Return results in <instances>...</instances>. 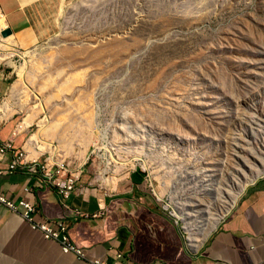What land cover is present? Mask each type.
I'll list each match as a JSON object with an SVG mask.
<instances>
[{"label":"rangeland","instance_id":"1","mask_svg":"<svg viewBox=\"0 0 264 264\" xmlns=\"http://www.w3.org/2000/svg\"><path fill=\"white\" fill-rule=\"evenodd\" d=\"M35 23L0 66L26 154L133 184L189 243L264 175V0H45Z\"/></svg>","mask_w":264,"mask_h":264},{"label":"crops","instance_id":"2","mask_svg":"<svg viewBox=\"0 0 264 264\" xmlns=\"http://www.w3.org/2000/svg\"><path fill=\"white\" fill-rule=\"evenodd\" d=\"M44 5L45 0H0L12 30L6 41L34 42L40 33L35 18ZM3 76L0 71V94L6 89ZM17 129L23 128L19 124ZM18 135L9 124L2 126L0 146L10 139L14 150L23 149ZM29 139L27 159L41 153ZM13 155L12 150L0 152V190L12 199L34 202L38 220H67L71 240L91 257L124 264H264V175L248 184L217 226L202 228L204 233L191 236L189 243L177 221L152 204L147 194L134 191L131 183L99 179L82 165L75 189L64 198L44 183L40 172L22 166L10 171ZM118 252L122 260H117ZM0 264L88 263L63 252L58 242L0 203Z\"/></svg>","mask_w":264,"mask_h":264},{"label":"built area","instance_id":"3","mask_svg":"<svg viewBox=\"0 0 264 264\" xmlns=\"http://www.w3.org/2000/svg\"><path fill=\"white\" fill-rule=\"evenodd\" d=\"M8 28V24L4 13L0 8V66L5 62L1 59L5 53L4 46L7 45L6 37L2 32ZM2 110H0L1 112ZM4 125V119L0 115V129ZM7 150L13 151V160L9 164V170H15L22 166L33 172H40L46 185L51 186L62 197L68 198L75 189L76 182L79 180L82 172V165H72L70 162L55 161L51 157L38 155L33 158H26L23 149L14 150L13 141L8 139L2 142L0 152ZM1 172V170H0ZM0 203L4 204L10 211L20 214L33 229L39 230L47 239H52L61 247L65 253H72L77 258L85 260L88 264H124L123 262H111L108 259L91 257L87 251L76 245L69 236V223L67 220H38L36 214L38 212L37 205L25 198L17 200L5 195L0 190ZM94 216L97 214H93ZM117 260L124 258L121 252L116 254Z\"/></svg>","mask_w":264,"mask_h":264},{"label":"bare ground","instance_id":"4","mask_svg":"<svg viewBox=\"0 0 264 264\" xmlns=\"http://www.w3.org/2000/svg\"><path fill=\"white\" fill-rule=\"evenodd\" d=\"M49 6H50V5H49ZM49 8H50V7H49ZM50 11H51V10H50ZM10 35H11V34H10ZM8 36H9V35H8ZM23 72H24V68H23V67H20V68H19V74H22ZM40 124H41V126H43V127L46 126V121H45V119L41 120V121H40ZM20 127L23 128V124H20ZM36 135H37V134H36ZM37 136H38V135H37ZM33 138L36 139V136L33 135ZM33 138H32V139H33ZM37 143H38V141H37ZM37 145H38V148H39L40 151L45 150V149H49L48 146L44 147V146H42V145L40 146L39 144H37ZM220 217H221V216H220ZM220 217H219V218H220ZM219 218H217V220H218ZM217 220H216V221H217ZM212 225H215V223H214L213 221H212Z\"/></svg>","mask_w":264,"mask_h":264},{"label":"water","instance_id":"5","mask_svg":"<svg viewBox=\"0 0 264 264\" xmlns=\"http://www.w3.org/2000/svg\"><path fill=\"white\" fill-rule=\"evenodd\" d=\"M2 34H3L4 36H8V35L12 34V30H11V28L8 27L7 29H5V30L2 32Z\"/></svg>","mask_w":264,"mask_h":264}]
</instances>
